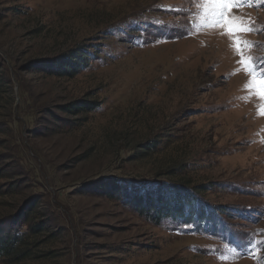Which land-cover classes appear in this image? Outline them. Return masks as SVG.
<instances>
[{"label": "rangeland", "instance_id": "obj_1", "mask_svg": "<svg viewBox=\"0 0 264 264\" xmlns=\"http://www.w3.org/2000/svg\"><path fill=\"white\" fill-rule=\"evenodd\" d=\"M204 3L0 0V264H264V101ZM230 14L264 64V0Z\"/></svg>", "mask_w": 264, "mask_h": 264}, {"label": "snow or ice", "instance_id": "obj_2", "mask_svg": "<svg viewBox=\"0 0 264 264\" xmlns=\"http://www.w3.org/2000/svg\"><path fill=\"white\" fill-rule=\"evenodd\" d=\"M249 0H205L202 5L204 18L209 26L223 28L224 32L231 38L232 46L240 56L239 64L248 73L250 79L245 84V89L254 93L261 101H264V64L256 65L255 58L245 55L244 49L251 48L253 42L242 39L241 34L256 30L253 21L245 22L241 17L230 14L231 10ZM259 113L264 115V104H261Z\"/></svg>", "mask_w": 264, "mask_h": 264}, {"label": "trees", "instance_id": "obj_3", "mask_svg": "<svg viewBox=\"0 0 264 264\" xmlns=\"http://www.w3.org/2000/svg\"><path fill=\"white\" fill-rule=\"evenodd\" d=\"M71 54H73L71 56L77 55L75 51H72ZM77 63L79 62L75 63L74 61L69 62V60H67L64 62H59L58 65L59 67L64 68L66 74L73 75V73L76 72ZM94 106L95 104L93 102H74L67 104L66 109L67 111L79 112L83 110L94 109ZM136 205L141 212L154 211L156 212V216L158 217H160L161 214H175L176 216H185V218L191 215V212L189 214H186L187 210L186 208H184L185 201L182 197H180V194L178 193H174V195L166 197L162 195L158 198H138ZM6 228L0 227V255H17V253H15V249L17 248V246L25 243L23 241V236L16 235V233L11 231L10 227H8L7 229ZM38 228L39 230L37 231H40V227Z\"/></svg>", "mask_w": 264, "mask_h": 264}, {"label": "bare ground", "instance_id": "obj_4", "mask_svg": "<svg viewBox=\"0 0 264 264\" xmlns=\"http://www.w3.org/2000/svg\"><path fill=\"white\" fill-rule=\"evenodd\" d=\"M145 61V60H144ZM154 65V64H153Z\"/></svg>", "mask_w": 264, "mask_h": 264}]
</instances>
